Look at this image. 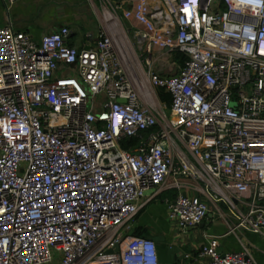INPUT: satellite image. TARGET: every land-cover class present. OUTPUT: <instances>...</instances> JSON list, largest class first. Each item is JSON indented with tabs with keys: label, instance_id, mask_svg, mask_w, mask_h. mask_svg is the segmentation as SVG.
I'll use <instances>...</instances> for the list:
<instances>
[{
	"label": "built area",
	"instance_id": "built-area-1",
	"mask_svg": "<svg viewBox=\"0 0 264 264\" xmlns=\"http://www.w3.org/2000/svg\"><path fill=\"white\" fill-rule=\"evenodd\" d=\"M99 22L87 48L0 27V264H159L130 231L169 188L178 229L208 199L264 238V0H103ZM217 246L199 264H255Z\"/></svg>",
	"mask_w": 264,
	"mask_h": 264
},
{
	"label": "crops",
	"instance_id": "crops-1",
	"mask_svg": "<svg viewBox=\"0 0 264 264\" xmlns=\"http://www.w3.org/2000/svg\"><path fill=\"white\" fill-rule=\"evenodd\" d=\"M109 1L122 3L125 7L127 0ZM102 2L103 0H19L8 6L0 0V27L9 25L14 31L27 33L38 40L42 35L66 26L71 32L69 44L76 48H87L93 45L97 37ZM82 17L88 18L85 30L82 26L77 28ZM121 23L125 24L124 21ZM166 190L172 191L173 188ZM151 192L146 191L145 197L140 201L144 206L149 205V208H144V213L134 224L135 227H141V236L155 242L159 264H199L198 251L215 237L220 254L245 249L255 264H264V238L243 230L228 232L235 219L233 212L223 202L207 199L206 217L197 226L182 231L168 220L163 204H155L156 198L148 200ZM186 193L198 195L192 190Z\"/></svg>",
	"mask_w": 264,
	"mask_h": 264
},
{
	"label": "trees",
	"instance_id": "trees-1",
	"mask_svg": "<svg viewBox=\"0 0 264 264\" xmlns=\"http://www.w3.org/2000/svg\"><path fill=\"white\" fill-rule=\"evenodd\" d=\"M175 57H176L177 62L180 65H182L183 62H184L183 56L177 54ZM157 95H158L159 101L166 106L167 111H168L169 110V106H170V96H169V94H167L163 89H159L157 91ZM136 144H137V141L136 140H133V141H130L129 143H126L125 141H122L120 145H121L122 148H128V147L136 146ZM169 182H171V179L169 180ZM170 190L162 191L161 193L158 194L157 197L159 199L172 198V197H174V195L177 193V190L176 189H173L172 191H170ZM145 207L146 206L142 207L138 211V213L135 215V217L133 219L132 226H131L130 234H132V235H140V236L143 235L141 233V227L140 228L139 227H135V224L134 223L144 213V208ZM156 243H158V242H156Z\"/></svg>",
	"mask_w": 264,
	"mask_h": 264
},
{
	"label": "bare ground",
	"instance_id": "bare-ground-1",
	"mask_svg": "<svg viewBox=\"0 0 264 264\" xmlns=\"http://www.w3.org/2000/svg\"><path fill=\"white\" fill-rule=\"evenodd\" d=\"M103 19L106 22L112 24L115 27L117 34H119L120 37H122L124 39V41L127 42L126 37H125V35L123 34V32L121 30L120 24L118 23V21L108 11H106V13L103 15Z\"/></svg>",
	"mask_w": 264,
	"mask_h": 264
},
{
	"label": "rangeland",
	"instance_id": "rangeland-1",
	"mask_svg": "<svg viewBox=\"0 0 264 264\" xmlns=\"http://www.w3.org/2000/svg\"><path fill=\"white\" fill-rule=\"evenodd\" d=\"M100 13H101V9H100ZM100 17H101V15H100ZM88 18H81L80 20H79V23H78V26H77V28H79V26H82V27H84V30L85 29H87V25H86V23L88 22V20H87ZM101 19V18H100ZM120 21H121V19H120ZM50 23H52V22H50ZM122 24V23H121ZM77 25V24H76ZM123 25V27L124 28H126L127 26H126V24H122ZM156 200H157V202L155 203V204H157L158 206H161L162 205V203H161V200L162 199H159L158 197L156 198ZM152 206V205H151ZM149 208V205H147L146 206V209H148Z\"/></svg>",
	"mask_w": 264,
	"mask_h": 264
}]
</instances>
